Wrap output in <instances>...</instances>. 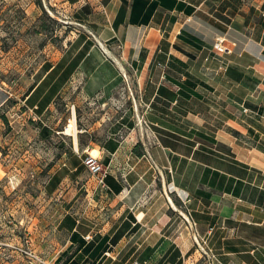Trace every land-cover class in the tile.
<instances>
[{
  "label": "crops",
  "instance_id": "crops-1",
  "mask_svg": "<svg viewBox=\"0 0 264 264\" xmlns=\"http://www.w3.org/2000/svg\"><path fill=\"white\" fill-rule=\"evenodd\" d=\"M53 5L73 36L11 112L57 140L46 193L64 210L88 153L109 168V190L61 219L83 254L69 263L264 264V0ZM14 97L0 88V110ZM74 117L75 135L52 128ZM9 136L0 184L20 179L3 164Z\"/></svg>",
  "mask_w": 264,
  "mask_h": 264
},
{
  "label": "rangeland",
  "instance_id": "rangeland-1",
  "mask_svg": "<svg viewBox=\"0 0 264 264\" xmlns=\"http://www.w3.org/2000/svg\"><path fill=\"white\" fill-rule=\"evenodd\" d=\"M64 21L53 0H0V88L15 95L0 110V133L10 134L9 144L1 148L7 174L20 178L15 184L8 178L0 184V264H40L37 258L48 264H64L77 254L83 255L60 222L66 210L77 217L90 207L100 190L96 180L86 167V177L74 187L68 207L61 208L59 196L46 193L48 179L58 169L57 140L51 137L43 143L42 121L26 118L18 125L11 112L18 103L24 111L23 101L33 76L45 61L59 55L73 36L74 26ZM69 125L65 120L52 128L66 132ZM29 158L35 163L28 166ZM159 188L152 190L161 191Z\"/></svg>",
  "mask_w": 264,
  "mask_h": 264
},
{
  "label": "built area",
  "instance_id": "built-area-1",
  "mask_svg": "<svg viewBox=\"0 0 264 264\" xmlns=\"http://www.w3.org/2000/svg\"><path fill=\"white\" fill-rule=\"evenodd\" d=\"M228 39L226 37H218L216 40V43L214 45V51L218 55H224L229 52V46H228ZM84 164L88 168L91 175L96 179L97 183L109 190L107 186V179L109 177V168L106 167L98 157L94 156L92 153H88L87 156L84 159ZM89 239V238H88ZM37 261L41 262L40 264H48L46 262L41 261L39 258H37ZM134 264H139L138 262Z\"/></svg>",
  "mask_w": 264,
  "mask_h": 264
},
{
  "label": "bare ground",
  "instance_id": "bare-ground-1",
  "mask_svg": "<svg viewBox=\"0 0 264 264\" xmlns=\"http://www.w3.org/2000/svg\"><path fill=\"white\" fill-rule=\"evenodd\" d=\"M76 132H77V126H76V119L74 117V119L70 122V125L67 127L66 133L68 135H75Z\"/></svg>",
  "mask_w": 264,
  "mask_h": 264
},
{
  "label": "trees",
  "instance_id": "trees-1",
  "mask_svg": "<svg viewBox=\"0 0 264 264\" xmlns=\"http://www.w3.org/2000/svg\"><path fill=\"white\" fill-rule=\"evenodd\" d=\"M74 237H75V234L73 235V238H74ZM91 249H92V248H91L90 245L86 248L87 252H89ZM64 264H78V263H76L75 261H73L72 263H66V262H65Z\"/></svg>",
  "mask_w": 264,
  "mask_h": 264
}]
</instances>
